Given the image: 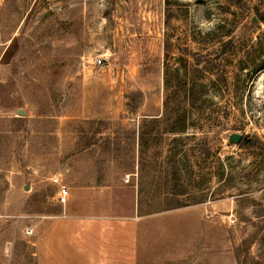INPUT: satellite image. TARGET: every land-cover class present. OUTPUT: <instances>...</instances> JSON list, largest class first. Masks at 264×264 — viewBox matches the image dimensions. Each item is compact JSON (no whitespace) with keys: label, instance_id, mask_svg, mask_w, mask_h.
I'll list each match as a JSON object with an SVG mask.
<instances>
[{"label":"rangeland","instance_id":"obj_1","mask_svg":"<svg viewBox=\"0 0 264 264\" xmlns=\"http://www.w3.org/2000/svg\"><path fill=\"white\" fill-rule=\"evenodd\" d=\"M259 13L264 0H0V264H36L26 229L63 215L134 218L137 264H264Z\"/></svg>","mask_w":264,"mask_h":264},{"label":"crops","instance_id":"obj_2","mask_svg":"<svg viewBox=\"0 0 264 264\" xmlns=\"http://www.w3.org/2000/svg\"><path fill=\"white\" fill-rule=\"evenodd\" d=\"M36 264H137L136 221L57 216L31 225Z\"/></svg>","mask_w":264,"mask_h":264},{"label":"built area","instance_id":"obj_3","mask_svg":"<svg viewBox=\"0 0 264 264\" xmlns=\"http://www.w3.org/2000/svg\"><path fill=\"white\" fill-rule=\"evenodd\" d=\"M96 62L100 64L101 59L97 58ZM52 183L56 186L57 201L59 203H65L69 196V188L61 179H59V177H53ZM26 233L29 234L32 233V228L31 227L27 228Z\"/></svg>","mask_w":264,"mask_h":264},{"label":"trees","instance_id":"obj_4","mask_svg":"<svg viewBox=\"0 0 264 264\" xmlns=\"http://www.w3.org/2000/svg\"><path fill=\"white\" fill-rule=\"evenodd\" d=\"M256 19H257V21H259V22H263L264 21V15H263V13H259V15L257 16L256 15ZM231 44V41L229 40V41H227V42H225L224 44H223V50H227V47L229 46ZM225 52V51H224ZM247 141L246 140H244V139H242L241 140V142L239 143V144H241V143H246ZM251 240L249 239H247V240H243L242 241V243H241V245L239 246V249L240 250H245V252H248V249H249V246H250V244H251ZM248 260H243V261H241V263H239V264H248ZM249 264H261V262L260 261H258V260H255V259H252L251 261H250V263Z\"/></svg>","mask_w":264,"mask_h":264},{"label":"water","instance_id":"obj_5","mask_svg":"<svg viewBox=\"0 0 264 264\" xmlns=\"http://www.w3.org/2000/svg\"><path fill=\"white\" fill-rule=\"evenodd\" d=\"M255 21H257L256 17H253ZM17 113L19 115H22L24 116L25 115V112L22 111L21 109H18ZM242 138V135L238 132H234V133H231L229 136H228V139L231 143H238Z\"/></svg>","mask_w":264,"mask_h":264}]
</instances>
